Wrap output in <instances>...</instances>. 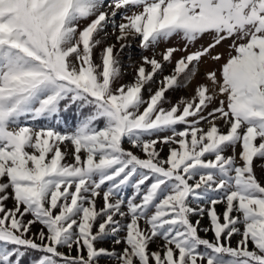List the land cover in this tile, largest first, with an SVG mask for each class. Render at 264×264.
Here are the masks:
<instances>
[{
	"label": "snow or ice",
	"instance_id": "snow-or-ice-1",
	"mask_svg": "<svg viewBox=\"0 0 264 264\" xmlns=\"http://www.w3.org/2000/svg\"><path fill=\"white\" fill-rule=\"evenodd\" d=\"M103 260L264 264V0H0V264Z\"/></svg>",
	"mask_w": 264,
	"mask_h": 264
},
{
	"label": "rangeland",
	"instance_id": "rangeland-1",
	"mask_svg": "<svg viewBox=\"0 0 264 264\" xmlns=\"http://www.w3.org/2000/svg\"><path fill=\"white\" fill-rule=\"evenodd\" d=\"M110 31V28L108 29ZM208 37H205L203 40H201L199 43H205L207 41ZM199 43L196 45V47H199ZM138 42H134L132 44V49L131 50H126L123 54V63L125 64V66L128 65L129 63V57H131V59L133 61H136L139 59V56H140V52L141 50L139 49V47L137 46ZM165 47H177V48H180V47H183V41L179 38V37H175L173 39H171L168 44H161L160 45V48L157 50L158 52L159 51H162ZM226 48H227V45L225 44L224 46H222L221 48L218 49V51H225V54H226ZM190 51L192 50H195L194 48H190L189 49ZM180 55H183V53H177V58L180 56ZM159 58V56L157 57ZM219 65L217 64H214V63H207V64H201L200 65V70H199V75L196 77V79L193 81L192 84H190L187 88H181V89H178L174 92L170 91L167 95H168V98L169 100H171L173 103H175L179 98L183 97L185 99H190L193 95H194V87L196 84L198 83H201L203 82L202 81V77L204 75V72L206 69L208 68H216L218 67ZM171 70V65H168L165 67L164 69V74H168ZM125 76H124V79L122 82L124 83H129L131 82V79H132V71L130 68H125ZM160 79V76H157L156 77V80H159ZM156 85H153V88H155ZM221 127L222 124H221ZM125 147H129L127 144H125ZM167 154V149L165 148L164 151L162 152V155H166ZM128 194L130 195L131 192H132V189H128L127 190ZM7 206L8 207H11V202H7ZM218 209L222 208V206H217ZM201 225L206 227L208 225V221H207V218L205 217L202 221H201ZM35 230V229H34ZM201 236H205V234L203 232L200 233ZM211 237V233H208L207 234V237L206 238H209ZM233 243H235V241H233ZM63 251V249H61ZM151 250L155 251L157 250V244H153L151 245ZM101 264H111L110 261H107V260H103L101 261Z\"/></svg>",
	"mask_w": 264,
	"mask_h": 264
},
{
	"label": "trees",
	"instance_id": "trees-1",
	"mask_svg": "<svg viewBox=\"0 0 264 264\" xmlns=\"http://www.w3.org/2000/svg\"><path fill=\"white\" fill-rule=\"evenodd\" d=\"M61 130H63V129H61Z\"/></svg>",
	"mask_w": 264,
	"mask_h": 264
}]
</instances>
